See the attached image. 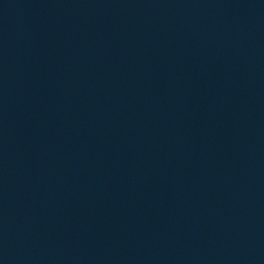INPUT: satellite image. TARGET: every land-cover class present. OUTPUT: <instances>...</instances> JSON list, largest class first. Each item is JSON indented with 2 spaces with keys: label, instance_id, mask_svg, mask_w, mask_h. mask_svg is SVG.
I'll return each instance as SVG.
<instances>
[{
  "label": "water",
  "instance_id": "95a60500",
  "mask_svg": "<svg viewBox=\"0 0 264 264\" xmlns=\"http://www.w3.org/2000/svg\"><path fill=\"white\" fill-rule=\"evenodd\" d=\"M0 264H264V0H0Z\"/></svg>",
  "mask_w": 264,
  "mask_h": 264
}]
</instances>
